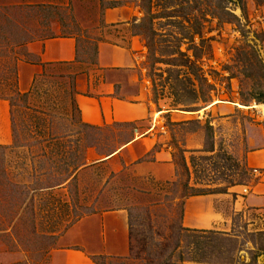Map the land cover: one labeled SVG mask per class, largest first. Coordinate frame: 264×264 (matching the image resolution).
<instances>
[{
    "label": "rangeland",
    "instance_id": "obj_1",
    "mask_svg": "<svg viewBox=\"0 0 264 264\" xmlns=\"http://www.w3.org/2000/svg\"><path fill=\"white\" fill-rule=\"evenodd\" d=\"M247 1L155 0L154 13L174 16L155 19L153 35L140 21L139 0H0V98L10 104L12 128L11 142L0 144V264H48V250L77 217L121 205L130 210L129 254L98 264H264V209L242 207L243 189L258 172L244 160L246 131H264V115L250 108L264 104V0ZM112 4L133 10L137 24H106ZM186 13L197 24L182 22ZM144 30L146 37L136 34ZM131 34L144 46L140 67L155 106L201 110L184 125L157 118L175 164L171 180L127 168L106 183L118 162L87 164L88 149L108 154L132 136L133 125L81 123L73 74L92 66L98 42L125 44ZM52 36H73L81 62L48 65L21 91L17 63L25 44ZM214 102H222V115L203 110ZM225 190L231 195L216 203L224 225L182 226L188 193Z\"/></svg>",
    "mask_w": 264,
    "mask_h": 264
},
{
    "label": "crops",
    "instance_id": "obj_2",
    "mask_svg": "<svg viewBox=\"0 0 264 264\" xmlns=\"http://www.w3.org/2000/svg\"><path fill=\"white\" fill-rule=\"evenodd\" d=\"M134 17L135 12L126 6L106 8L103 13L105 23L109 25L123 24ZM138 38V35L131 34L125 44L107 40L98 42L94 62H90L92 66L87 71L73 74V100L81 123L93 127L133 125L132 136L108 154L87 150L91 154L87 158L88 165L118 162L111 169L106 183L127 168L136 177L173 179L175 164L171 148L165 143L168 139L166 127L157 118L165 116L173 125H184L191 119L189 114L201 111L155 106L150 97V82L141 71L144 46ZM78 55V43L73 36H52L27 42L24 57L17 63L19 89L26 91L48 65L80 63ZM223 108L222 102H218L203 110L220 116ZM143 122L147 125L141 129L138 125ZM11 132L10 104L7 99L0 98V144L11 142ZM246 132L248 148L244 160L247 167L258 169V172L254 183L244 187L247 195L243 196L242 207L264 209V131L255 125L253 130ZM193 138H198V133L187 135L185 141L188 143ZM234 191L233 188L230 192ZM229 195L228 192L185 198L182 226L208 230L224 225L226 214L217 208L216 203ZM128 210L121 205L101 211L92 210L77 217L48 250V264H95L92 256H127ZM232 210H239L236 201L232 203Z\"/></svg>",
    "mask_w": 264,
    "mask_h": 264
},
{
    "label": "trees",
    "instance_id": "obj_3",
    "mask_svg": "<svg viewBox=\"0 0 264 264\" xmlns=\"http://www.w3.org/2000/svg\"><path fill=\"white\" fill-rule=\"evenodd\" d=\"M155 0H139V3H138V6L140 8V10L143 12V17L142 19L140 20L141 23H144L142 25H149L150 28V32L155 35V28H154V23L153 21L157 18H161V17H172L174 15H160L159 13H154L153 12V6L155 5ZM118 4V3H117ZM117 5L115 4H112V5H109L108 7H115ZM223 14H225L226 16H229V17H235L231 12H229L227 9L223 8L222 10ZM179 16V15H177ZM133 22H135L137 24V18L134 17L132 19ZM139 21V22H140ZM181 21L182 22H186L188 23L190 26H194V24H197V17L195 15H193L192 13H186V14H183L181 15ZM199 27H195L192 29V34H197L199 35L200 34V30L198 29ZM147 30V29H146ZM146 30L144 31H138L136 34H139V35H143L146 37ZM193 41V39L191 40ZM147 47H150V45L148 44V40H147ZM195 46V45H194ZM96 53V48L94 50V55ZM177 54L180 55V56H186L183 52L181 51H177ZM91 62H94V58ZM188 63L191 64V61H187ZM169 64V63H168ZM173 65H176V63H172ZM182 64V63H181ZM180 65V64H179ZM151 83H152V86H153V82H152V79H150ZM153 88V87H152ZM257 101H259L257 99ZM153 102L155 103V100L153 99ZM179 103V102H178ZM173 109H182V108H174L172 107ZM188 107L185 106V108H183L184 110H192V109H187ZM182 159L183 161L185 162V158L182 154ZM227 190L225 191H220L218 193H226ZM199 194H207V193H188L185 198L189 197V196H193V195H199ZM128 217H129V251H130V210H128ZM105 256L103 255H96V256H92L91 257V260L95 263V264H98V261L97 259L99 258H103ZM106 258V257H105Z\"/></svg>",
    "mask_w": 264,
    "mask_h": 264
},
{
    "label": "built area",
    "instance_id": "obj_4",
    "mask_svg": "<svg viewBox=\"0 0 264 264\" xmlns=\"http://www.w3.org/2000/svg\"><path fill=\"white\" fill-rule=\"evenodd\" d=\"M262 104H256L253 103L250 108L255 109L258 113L260 112L262 115H264V107L261 106ZM264 105V104H263ZM255 170V169H254ZM256 171V170H255ZM245 191V189H244Z\"/></svg>",
    "mask_w": 264,
    "mask_h": 264
},
{
    "label": "bare ground",
    "instance_id": "obj_5",
    "mask_svg": "<svg viewBox=\"0 0 264 264\" xmlns=\"http://www.w3.org/2000/svg\"><path fill=\"white\" fill-rule=\"evenodd\" d=\"M214 103H215V102H214ZM239 106H240V105H239ZM261 106H262V107H264V105H263V104H262Z\"/></svg>",
    "mask_w": 264,
    "mask_h": 264
}]
</instances>
